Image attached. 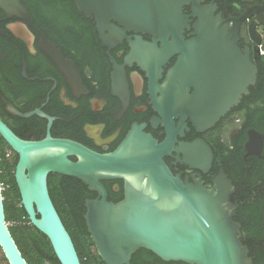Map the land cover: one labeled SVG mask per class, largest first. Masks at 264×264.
<instances>
[{
    "label": "flooded vegetation",
    "instance_id": "1",
    "mask_svg": "<svg viewBox=\"0 0 264 264\" xmlns=\"http://www.w3.org/2000/svg\"><path fill=\"white\" fill-rule=\"evenodd\" d=\"M64 1L74 5L72 11L63 15L70 20V27L51 32L54 39L37 27L58 45L67 60L76 64L82 87L74 88L68 83L41 50V37L26 21L16 17L6 20V14L0 10V73L3 75L0 78L14 102L0 86L6 98L20 112L39 110L54 119L50 130L54 139L75 141L100 154H109L137 126L159 143H172L164 160L183 181L201 180L207 188H212L223 171L234 186L230 199L237 207L234 220L241 226L242 243L248 247L253 264L260 261L264 264V0L164 1L167 6L181 7L188 27L180 28L178 36H183L186 42L196 38L195 25L203 11L213 12L238 28L237 48L241 59L233 60L229 53L218 54L220 89L227 87L226 79L238 77L239 66L252 65L257 70L255 84L249 86L248 93L205 131L195 126L190 115L204 104L203 76L201 72L197 76L196 71L193 75L189 71L184 74L177 71L185 56L180 51L184 45H175L173 36L165 37L159 31H126L114 21L119 30L106 31L108 44L104 45L97 28V15L87 17L78 8V0ZM20 22L32 32V46L10 30ZM234 65L235 70L231 68ZM0 99L8 113L1 94ZM26 120L24 125L13 122L23 138L42 141L47 137L49 118L34 115ZM202 142L213 153L207 173L186 163L194 158L191 146ZM103 184L109 202L124 199L122 180L103 181ZM90 192L93 199L98 198L97 192ZM159 259L143 255L136 263L180 264Z\"/></svg>",
    "mask_w": 264,
    "mask_h": 264
},
{
    "label": "water",
    "instance_id": "2",
    "mask_svg": "<svg viewBox=\"0 0 264 264\" xmlns=\"http://www.w3.org/2000/svg\"><path fill=\"white\" fill-rule=\"evenodd\" d=\"M165 0H78L77 6L87 17L97 15L96 23L104 45L106 31L163 33L173 36L175 45H184L185 54L177 71L202 74L206 88L201 107L190 114L196 127L205 131L236 106L250 85L255 84L256 68L239 66L238 77L225 80L219 88L217 64L219 53L241 59L237 48L238 28L231 21L203 11L195 25L196 38L186 42L178 36L187 26L181 7L167 6ZM6 20L26 21L41 37L40 48L74 88L82 87L80 71L73 61L34 24L21 0H0ZM12 33L29 46L33 35L20 22L10 27ZM125 33V31H123ZM231 67V66H230ZM233 70L237 68L232 66ZM205 71V72H204ZM201 72V74H200ZM24 74L25 70H24ZM0 94L10 115L29 119L34 115L49 118L48 135L42 141H28L17 136L0 118V135L18 154L15 178L22 204L31 223L46 235L61 264H81L76 247L51 199L48 177L55 173L73 177L98 193L86 200L85 221L97 253L105 264H132L141 249L164 262L186 264H253L249 249L242 243L241 226L236 223L237 207L231 202L234 186L222 171L207 188L201 180L183 181L172 173L164 157L172 143H159L135 126L121 145L109 154H100L71 140L54 139V119L37 110L22 113ZM198 97V95H196ZM198 101V99H196ZM194 158L186 163L194 169L209 171L213 162L211 148L204 142L191 146ZM77 160L73 161L71 158ZM122 180L124 199L108 201L103 181ZM0 248L9 264H28L6 223L4 198L0 184Z\"/></svg>",
    "mask_w": 264,
    "mask_h": 264
},
{
    "label": "trees",
    "instance_id": "3",
    "mask_svg": "<svg viewBox=\"0 0 264 264\" xmlns=\"http://www.w3.org/2000/svg\"><path fill=\"white\" fill-rule=\"evenodd\" d=\"M21 1L29 9L30 16L35 25L48 33L49 37H52L51 32L53 31L70 27V20L63 17V15L72 11L71 8H74L72 3L70 6L64 0L61 2L59 0ZM0 76L3 77L1 73ZM0 86L8 99H11L1 78ZM22 113L25 112L22 111ZM0 118L17 136L27 140L18 133L16 127L13 125V122L24 125L27 120L9 115L4 109V103L1 99ZM18 161V154L0 135V184L4 188L2 194L6 223L28 264H61L49 238L31 223L22 204L21 193L15 178ZM48 186L51 199L72 237L81 264H105L96 251L85 221V203L86 200L93 199L94 194L79 179L55 173L49 175ZM143 255H151L156 258V255L152 252L141 249L133 256L132 264H137V259ZM2 260L7 261L5 257L0 258V262ZM159 261L162 262L160 259ZM180 264L186 263L180 262ZM259 264H261V261Z\"/></svg>",
    "mask_w": 264,
    "mask_h": 264
},
{
    "label": "rangeland",
    "instance_id": "4",
    "mask_svg": "<svg viewBox=\"0 0 264 264\" xmlns=\"http://www.w3.org/2000/svg\"><path fill=\"white\" fill-rule=\"evenodd\" d=\"M3 257H5V256H4L2 249L0 248V258H3ZM0 264H9V263H8V261L2 260V262H0Z\"/></svg>",
    "mask_w": 264,
    "mask_h": 264
},
{
    "label": "built area",
    "instance_id": "5",
    "mask_svg": "<svg viewBox=\"0 0 264 264\" xmlns=\"http://www.w3.org/2000/svg\"><path fill=\"white\" fill-rule=\"evenodd\" d=\"M263 54H264V51H263ZM3 189H4V188H3V186L1 185V190L3 191Z\"/></svg>",
    "mask_w": 264,
    "mask_h": 264
}]
</instances>
